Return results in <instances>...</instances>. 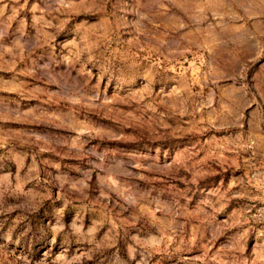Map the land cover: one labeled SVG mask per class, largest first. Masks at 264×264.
<instances>
[{
    "label": "rangeland",
    "instance_id": "obj_1",
    "mask_svg": "<svg viewBox=\"0 0 264 264\" xmlns=\"http://www.w3.org/2000/svg\"><path fill=\"white\" fill-rule=\"evenodd\" d=\"M262 178L264 0H0V264H264Z\"/></svg>",
    "mask_w": 264,
    "mask_h": 264
},
{
    "label": "built area",
    "instance_id": "obj_2",
    "mask_svg": "<svg viewBox=\"0 0 264 264\" xmlns=\"http://www.w3.org/2000/svg\"><path fill=\"white\" fill-rule=\"evenodd\" d=\"M251 177L252 178H256L255 172L252 173ZM259 181H260V189H261L262 192H264V178L259 179Z\"/></svg>",
    "mask_w": 264,
    "mask_h": 264
},
{
    "label": "crops",
    "instance_id": "obj_3",
    "mask_svg": "<svg viewBox=\"0 0 264 264\" xmlns=\"http://www.w3.org/2000/svg\"><path fill=\"white\" fill-rule=\"evenodd\" d=\"M253 89H255V88H253ZM254 92H255V95H256L257 98H258L257 101L259 100V102H260L261 100H260V96H259V94L256 92V90H254ZM254 101H256V99H255ZM256 103H257V102H256Z\"/></svg>",
    "mask_w": 264,
    "mask_h": 264
}]
</instances>
